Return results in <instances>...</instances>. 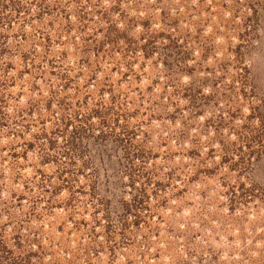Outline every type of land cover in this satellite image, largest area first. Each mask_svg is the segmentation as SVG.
<instances>
[{"label": "rangeland", "instance_id": "obj_1", "mask_svg": "<svg viewBox=\"0 0 264 264\" xmlns=\"http://www.w3.org/2000/svg\"><path fill=\"white\" fill-rule=\"evenodd\" d=\"M0 264H264V0H0Z\"/></svg>", "mask_w": 264, "mask_h": 264}]
</instances>
